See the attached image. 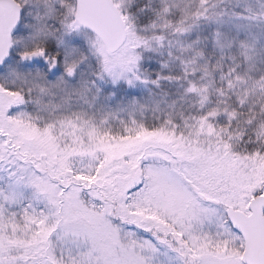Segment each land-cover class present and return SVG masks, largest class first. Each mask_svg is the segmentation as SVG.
Segmentation results:
<instances>
[{
  "label": "snow or ice",
  "instance_id": "1",
  "mask_svg": "<svg viewBox=\"0 0 264 264\" xmlns=\"http://www.w3.org/2000/svg\"><path fill=\"white\" fill-rule=\"evenodd\" d=\"M0 264H264V0H0Z\"/></svg>",
  "mask_w": 264,
  "mask_h": 264
}]
</instances>
